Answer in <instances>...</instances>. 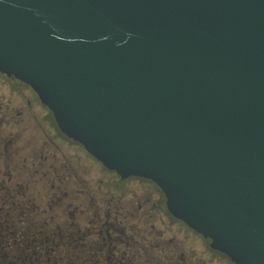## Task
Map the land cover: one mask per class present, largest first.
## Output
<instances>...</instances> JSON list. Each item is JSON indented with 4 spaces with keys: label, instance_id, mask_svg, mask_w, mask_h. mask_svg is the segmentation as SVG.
Returning <instances> with one entry per match:
<instances>
[{
    "label": "water",
    "instance_id": "95a60500",
    "mask_svg": "<svg viewBox=\"0 0 264 264\" xmlns=\"http://www.w3.org/2000/svg\"><path fill=\"white\" fill-rule=\"evenodd\" d=\"M0 72L233 264H264V0H0Z\"/></svg>",
    "mask_w": 264,
    "mask_h": 264
},
{
    "label": "flooded vegetation",
    "instance_id": "af4514ba",
    "mask_svg": "<svg viewBox=\"0 0 264 264\" xmlns=\"http://www.w3.org/2000/svg\"><path fill=\"white\" fill-rule=\"evenodd\" d=\"M0 264H233L174 217L152 180L121 176L0 72Z\"/></svg>",
    "mask_w": 264,
    "mask_h": 264
}]
</instances>
